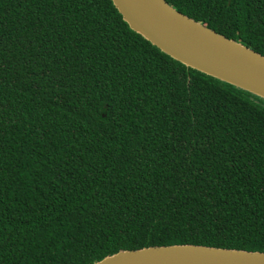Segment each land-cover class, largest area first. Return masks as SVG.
I'll list each match as a JSON object with an SVG mask.
<instances>
[{"label":"trees","instance_id":"16d2710c","mask_svg":"<svg viewBox=\"0 0 264 264\" xmlns=\"http://www.w3.org/2000/svg\"><path fill=\"white\" fill-rule=\"evenodd\" d=\"M264 56V0H165ZM196 245L264 252V99L110 0H0V264Z\"/></svg>","mask_w":264,"mask_h":264},{"label":"water","instance_id":"95a60500","mask_svg":"<svg viewBox=\"0 0 264 264\" xmlns=\"http://www.w3.org/2000/svg\"><path fill=\"white\" fill-rule=\"evenodd\" d=\"M135 33L183 65L264 99V56L179 13L165 0H110ZM93 264H264V252L196 245L120 251Z\"/></svg>","mask_w":264,"mask_h":264}]
</instances>
